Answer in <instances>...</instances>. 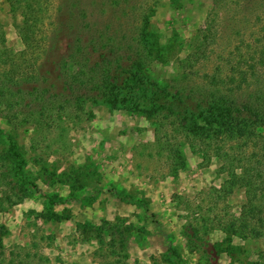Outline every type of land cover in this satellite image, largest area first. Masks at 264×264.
I'll use <instances>...</instances> for the list:
<instances>
[{
    "label": "rangeland",
    "instance_id": "obj_1",
    "mask_svg": "<svg viewBox=\"0 0 264 264\" xmlns=\"http://www.w3.org/2000/svg\"><path fill=\"white\" fill-rule=\"evenodd\" d=\"M35 2L37 37L49 36L62 20L65 35L45 51L25 48L15 22L28 18V11L0 0V74L11 63L30 89L37 83L26 79L45 70L46 97L65 99V105L48 109L39 130L23 120L29 101L14 112L0 108V151L7 156L11 134L24 158L22 174L8 168L23 198L0 209L3 253L23 264H260L264 239L243 240L235 233L229 239L220 228L232 221L237 226L245 195L234 184L223 194L228 177L218 159L206 161L184 144L182 162L172 164L160 150L154 122L101 103L79 110L76 88L64 82L75 68L56 64L68 55L73 32L86 37L91 29L124 30L139 25L151 7L147 29L156 33L164 55L150 73L177 79L211 0ZM219 217L227 221L213 226Z\"/></svg>",
    "mask_w": 264,
    "mask_h": 264
},
{
    "label": "trees",
    "instance_id": "obj_2",
    "mask_svg": "<svg viewBox=\"0 0 264 264\" xmlns=\"http://www.w3.org/2000/svg\"><path fill=\"white\" fill-rule=\"evenodd\" d=\"M10 5L12 10L20 7L29 13L28 18L15 22L25 48L35 45L45 51L65 35L67 24L62 20L48 38L37 37L35 0H10ZM149 12L140 16L139 25L124 30L91 29L86 37L70 35L68 55L56 64L65 71L68 65L75 68L64 77L77 90L72 91L74 104L83 110L87 103H101L154 122L160 150L168 153L172 164L182 162L180 147L184 144L206 161L218 159L219 169L228 177L223 194H229L234 184L245 195L237 226L232 221L220 228L229 239L234 233L243 240L264 239V0H211L204 27L181 62L182 74L168 80L150 73L151 65L162 60L164 53L156 33L147 29ZM8 66L0 74V108L14 112L29 101V113L23 120L35 123L37 130L43 128L48 109L58 112L65 99L46 97L45 70H35L26 79L37 83L29 89L22 85L23 73L15 72L11 63ZM7 140V156L0 151V209L23 198L8 168L22 174L24 158L11 134ZM219 218L211 224L227 221ZM258 257L264 264V253ZM0 264L23 261L0 249Z\"/></svg>",
    "mask_w": 264,
    "mask_h": 264
}]
</instances>
